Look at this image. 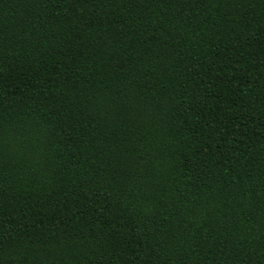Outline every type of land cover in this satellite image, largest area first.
I'll return each instance as SVG.
<instances>
[{"label": "trees", "instance_id": "trees-1", "mask_svg": "<svg viewBox=\"0 0 264 264\" xmlns=\"http://www.w3.org/2000/svg\"><path fill=\"white\" fill-rule=\"evenodd\" d=\"M0 264H264V0H0Z\"/></svg>", "mask_w": 264, "mask_h": 264}]
</instances>
